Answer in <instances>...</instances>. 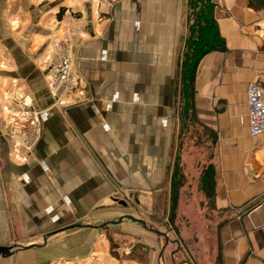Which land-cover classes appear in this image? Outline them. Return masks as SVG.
I'll return each mask as SVG.
<instances>
[{"label": "crops", "instance_id": "obj_1", "mask_svg": "<svg viewBox=\"0 0 264 264\" xmlns=\"http://www.w3.org/2000/svg\"><path fill=\"white\" fill-rule=\"evenodd\" d=\"M211 1L223 48L196 73L194 123L210 140L187 203L172 166L189 0L61 4L27 21L0 2V246L22 247L0 264H264V136L247 106L248 86L264 88V7ZM61 37L84 91L67 108L47 97ZM22 94L42 112L26 164L8 137Z\"/></svg>", "mask_w": 264, "mask_h": 264}, {"label": "built area", "instance_id": "obj_2", "mask_svg": "<svg viewBox=\"0 0 264 264\" xmlns=\"http://www.w3.org/2000/svg\"><path fill=\"white\" fill-rule=\"evenodd\" d=\"M57 63L47 78L51 106L67 108L84 97L80 78L72 63V49L67 38L55 42ZM76 96L77 99H74ZM19 108L8 114L11 154L19 164H26L42 136V112L28 94L15 97ZM249 131L252 137L264 136V88L253 82L247 89Z\"/></svg>", "mask_w": 264, "mask_h": 264}, {"label": "rangeland", "instance_id": "obj_3", "mask_svg": "<svg viewBox=\"0 0 264 264\" xmlns=\"http://www.w3.org/2000/svg\"><path fill=\"white\" fill-rule=\"evenodd\" d=\"M3 4H8V14L9 17H15L18 14L22 16L23 21H27L30 15L29 10L34 11V13H40L45 11V15L47 17H54L55 9L58 8L61 4H71V10H76L79 6H85L91 4L92 0H0ZM72 14V17L69 15L68 18H73L74 20H80V16L78 13ZM66 16V17H67ZM62 18V16H61ZM57 17L56 19H61ZM69 21V26L71 25L74 29H76V21ZM28 24V22H27ZM78 24V23H77ZM70 26V29L72 28ZM62 38V37H61ZM59 38V39H61ZM5 67H3L4 69ZM181 98L180 104L178 107V114L176 116V138H175V146L176 148L181 149V156L178 155L180 160H174V173L177 171L181 176H184L183 180H178V189L177 192L181 189L182 186L187 185L188 188L185 190V194L187 198L185 199L186 203L193 198H189L190 195L196 192L197 178L202 169L203 158L207 157V148L209 147L210 136L197 125L196 123H189L187 130L183 129L182 121H181ZM192 116V114H191ZM192 118V117H191ZM209 134V133H208ZM183 154V158H182ZM205 155V156H204ZM177 168V169H176ZM179 169V170H178ZM175 185V184H174ZM141 259L144 260V256L140 255Z\"/></svg>", "mask_w": 264, "mask_h": 264}, {"label": "trees", "instance_id": "obj_4", "mask_svg": "<svg viewBox=\"0 0 264 264\" xmlns=\"http://www.w3.org/2000/svg\"><path fill=\"white\" fill-rule=\"evenodd\" d=\"M252 5L262 8L264 7V0H253ZM214 9L215 4L211 0H189L188 34L185 50L180 58L179 74L182 104L181 123L185 130L189 129V123L195 122L193 100L198 66L208 53L223 48V40L220 37L218 25L214 18ZM176 177L183 180V176L180 174ZM177 184L176 182V190L179 188Z\"/></svg>", "mask_w": 264, "mask_h": 264}, {"label": "water", "instance_id": "obj_5", "mask_svg": "<svg viewBox=\"0 0 264 264\" xmlns=\"http://www.w3.org/2000/svg\"><path fill=\"white\" fill-rule=\"evenodd\" d=\"M47 97L49 98L50 100V97L48 95V92H47ZM199 184H200V187H202V184H203V176L199 179ZM125 219H131L137 223H140L142 224L143 226H145L147 229H148V226H147V223L143 220H140L138 218H136L134 215H127V216H124L121 221L125 220ZM76 226H72V227H68L66 228L65 230H69V229H73L75 228ZM153 232H155L156 234H161L157 231H154V230H151ZM164 237L168 238L167 237V234H162ZM47 237L48 236H45V240H47ZM37 245H33V246H30L31 248L35 247ZM22 249V247H9V246H0V257H3V258H6V257H11L13 256L14 254H16V250L15 249Z\"/></svg>", "mask_w": 264, "mask_h": 264}]
</instances>
